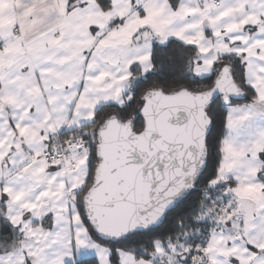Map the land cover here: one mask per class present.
<instances>
[{"label":"snow or ice","instance_id":"obj_1","mask_svg":"<svg viewBox=\"0 0 264 264\" xmlns=\"http://www.w3.org/2000/svg\"><path fill=\"white\" fill-rule=\"evenodd\" d=\"M0 264H264V0H0Z\"/></svg>","mask_w":264,"mask_h":264}]
</instances>
